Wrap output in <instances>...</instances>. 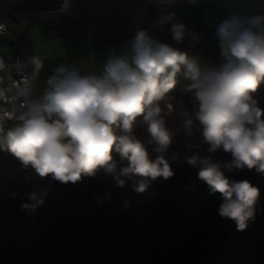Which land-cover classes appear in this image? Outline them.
<instances>
[{
  "label": "clouds",
  "instance_id": "obj_1",
  "mask_svg": "<svg viewBox=\"0 0 264 264\" xmlns=\"http://www.w3.org/2000/svg\"><path fill=\"white\" fill-rule=\"evenodd\" d=\"M171 32L181 42L186 25L172 24ZM216 35L221 53L217 65H202L198 57L138 30L129 48L119 54L112 50L98 73L84 74L71 65L56 67L40 98L27 100L19 123L6 130L0 127V150L10 152L40 177L51 176L65 184L94 176L100 169L115 173L113 153H118L128 161L119 176L133 180L135 190L144 192L150 181L167 180L174 172L163 155L150 159L133 131L142 121L150 142L157 145L155 151L168 149L172 134L160 101L182 75L195 90L194 120L202 140L210 145L208 151L222 149L232 156L224 166L199 155L187 162L199 168L198 178L210 194L221 195L219 215L234 221L238 231L245 230L255 218L260 190L248 180L230 181L224 168L264 173V109L253 98L264 84V15L231 14L219 23ZM30 62L34 80L43 61L33 56ZM18 94L30 97V82ZM193 122V118L185 121L188 134ZM119 176L118 186L123 187L125 181Z\"/></svg>",
  "mask_w": 264,
  "mask_h": 264
},
{
  "label": "trees",
  "instance_id": "obj_2",
  "mask_svg": "<svg viewBox=\"0 0 264 264\" xmlns=\"http://www.w3.org/2000/svg\"><path fill=\"white\" fill-rule=\"evenodd\" d=\"M107 19L112 37L131 41L138 30H144L160 42L202 57L204 65L219 64V45L204 37L195 23L189 27L192 18H175L159 0H109ZM175 23L186 25L181 42L172 37ZM190 84L189 80L160 101L165 126L172 134L165 152L155 151L157 145L150 142L142 121L133 131L150 159L163 155L169 162L171 178L159 177L144 192H137L133 180L119 176L128 161L118 153H113L116 172L102 169L112 188L111 202L123 211L119 222L110 219V212L96 208L95 198L81 190L80 184L86 181L65 184L51 176L42 178L8 152L0 164V264H264L260 235L264 173L255 168H224L230 181L248 180L260 190L254 220L238 231L234 221L219 215L221 195L210 194L208 185L198 178L199 168L187 162L193 155L211 157L222 166L232 161L222 149L208 151L210 145L194 122L191 134L186 132L185 121H195L197 109ZM253 98L264 109V84ZM17 123L5 125L10 128ZM118 176L125 181L123 187L118 186ZM89 185L98 190L96 198L104 194L99 185ZM86 239L91 242L84 243Z\"/></svg>",
  "mask_w": 264,
  "mask_h": 264
},
{
  "label": "crops",
  "instance_id": "obj_3",
  "mask_svg": "<svg viewBox=\"0 0 264 264\" xmlns=\"http://www.w3.org/2000/svg\"><path fill=\"white\" fill-rule=\"evenodd\" d=\"M179 20L192 18L189 27L195 26L206 38L218 45L216 28L219 23L231 14L243 16L264 15V0H159ZM109 0H76L71 11L75 17L52 22L50 24L34 19L33 23L25 24L21 19L12 20L8 11L1 9L8 27L17 35L26 49L31 72V82L34 91L40 92L46 88V81L53 70L60 65H71L79 68L82 73L100 72L112 50L117 54L129 48L130 41L118 39L109 35L108 27ZM6 12V13H4ZM15 48L14 40L0 36V55H5ZM192 55V54H190ZM39 56L43 67L33 80L31 58ZM200 63L204 60L198 55ZM221 62L219 48L218 63ZM189 80L182 75L178 77L176 87ZM41 93V94H42Z\"/></svg>",
  "mask_w": 264,
  "mask_h": 264
},
{
  "label": "built area",
  "instance_id": "obj_4",
  "mask_svg": "<svg viewBox=\"0 0 264 264\" xmlns=\"http://www.w3.org/2000/svg\"><path fill=\"white\" fill-rule=\"evenodd\" d=\"M76 0H0V7L9 12L11 19L18 21L33 18L39 22L51 23L60 19H73L71 6ZM0 36L14 40L15 48L5 55H0V121L8 123L19 120L26 111L27 100H32L33 87L26 49L23 43L15 38L13 31L0 14ZM31 84V95L26 98L19 95L20 89Z\"/></svg>",
  "mask_w": 264,
  "mask_h": 264
},
{
  "label": "rangeland",
  "instance_id": "obj_5",
  "mask_svg": "<svg viewBox=\"0 0 264 264\" xmlns=\"http://www.w3.org/2000/svg\"><path fill=\"white\" fill-rule=\"evenodd\" d=\"M2 9L6 10L3 7H2ZM4 13H6V12H4ZM61 20H66V19H60L59 21H61ZM22 21L28 25V24L33 23L34 19L26 17V18H23ZM13 33H14L15 38L18 39L15 32H13ZM41 93L42 92H40L39 89H37V90L35 89L34 100H38L40 98V96L42 95ZM194 124H195L197 131L200 132L199 128H198V122L194 121ZM0 127H2L5 130L7 129V126L2 121H0ZM8 156H9V153L7 151L0 150V164L2 163L3 158H8ZM80 182H85L84 185L80 184L81 190L84 193L90 194L95 198L96 208L101 209V210H105L104 212H110V219H112L113 221H118V222L121 221V219L123 217V211L121 208L115 207V205L111 202V197H110L109 193H111L112 188L110 187L108 180H107V176L102 171V169L97 171V173L94 176L82 177ZM91 182L99 185L100 189L104 192V194L101 197L96 198L97 197L96 194H97L98 190L92 188L89 185V183H91ZM260 235L264 238V224L260 226ZM90 242H91V239L84 240V243H90ZM97 264H102V262H98ZM110 264H113V263H110ZM117 264H123V262H119Z\"/></svg>",
  "mask_w": 264,
  "mask_h": 264
}]
</instances>
